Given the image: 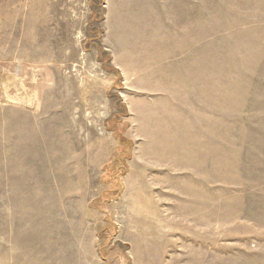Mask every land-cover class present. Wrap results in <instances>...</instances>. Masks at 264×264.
<instances>
[{"label":"rangeland","instance_id":"rangeland-1","mask_svg":"<svg viewBox=\"0 0 264 264\" xmlns=\"http://www.w3.org/2000/svg\"><path fill=\"white\" fill-rule=\"evenodd\" d=\"M0 264H264V0H0Z\"/></svg>","mask_w":264,"mask_h":264}]
</instances>
